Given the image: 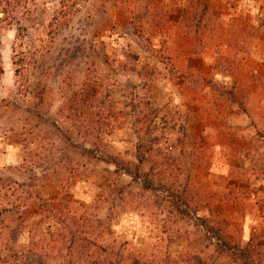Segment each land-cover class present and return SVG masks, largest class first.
<instances>
[{
	"label": "rangeland",
	"instance_id": "rangeland-1",
	"mask_svg": "<svg viewBox=\"0 0 264 264\" xmlns=\"http://www.w3.org/2000/svg\"><path fill=\"white\" fill-rule=\"evenodd\" d=\"M34 1L1 32L0 264H264V0Z\"/></svg>",
	"mask_w": 264,
	"mask_h": 264
},
{
	"label": "trees",
	"instance_id": "trees-1",
	"mask_svg": "<svg viewBox=\"0 0 264 264\" xmlns=\"http://www.w3.org/2000/svg\"><path fill=\"white\" fill-rule=\"evenodd\" d=\"M35 7L34 0H0V13H3V16L0 18V41H1V32L6 29V27L19 26L20 18L19 13H32ZM22 28L19 26L18 30ZM3 74V68L1 66V54H0V76ZM107 163L120 168V163H118L115 158L111 156L106 157L105 160ZM125 170V169H124ZM127 173L132 174L130 170H126ZM177 206V205H176ZM178 207V206H177ZM184 213V212H183ZM204 224H200L204 229L206 235L210 237V240H216L215 246L216 249L225 253L228 252L225 245H227L226 232L223 230V222L220 220H215L213 223L207 222L206 220H201ZM93 244V243H91Z\"/></svg>",
	"mask_w": 264,
	"mask_h": 264
}]
</instances>
